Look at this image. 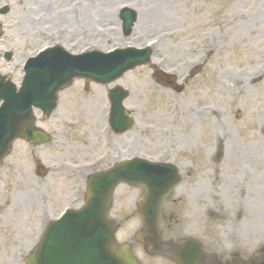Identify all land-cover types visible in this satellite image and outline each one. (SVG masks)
Returning a JSON list of instances; mask_svg holds the SVG:
<instances>
[{"label":"rangeland","instance_id":"374dc122","mask_svg":"<svg viewBox=\"0 0 264 264\" xmlns=\"http://www.w3.org/2000/svg\"><path fill=\"white\" fill-rule=\"evenodd\" d=\"M77 1V8L69 0L64 9L54 10L50 0L35 5L31 0H0V6L11 8L9 15L0 16V71L11 73L19 84L25 60L57 43L79 54L156 42L152 61L105 89L88 83L85 91V82H75L82 91L77 93L80 103H67L72 91L59 94L63 106L50 120L35 112L37 126L53 142L34 147L17 141L11 156L0 163V264H24L47 218H56L78 195H71L68 180L80 192L78 204L71 206L82 207L90 174L137 155L172 163L182 175L165 205V239H196L225 260L259 258L264 249V147L258 138L264 137V80L251 84L259 79L257 69L264 61V0ZM124 8L138 16L129 37L120 21ZM217 37L218 49L205 57L204 50ZM6 52L13 53L12 62L5 61ZM193 61L202 64L191 69ZM160 70L175 75L185 91L177 94L159 84L155 75ZM116 86L129 92L124 106L135 120L129 133L116 138L122 152L104 144L106 103L93 101ZM84 103H89L87 112ZM218 149L224 152L220 162ZM246 158L255 160L249 165ZM38 162L49 172L48 179L35 176ZM141 193L126 184L114 193L109 215L118 228L117 244L130 243L144 264H166L163 256L146 258L134 239L142 228L136 208ZM42 205L55 213L46 217ZM207 208L214 216L206 215Z\"/></svg>","mask_w":264,"mask_h":264},{"label":"water","instance_id":"95a60500","mask_svg":"<svg viewBox=\"0 0 264 264\" xmlns=\"http://www.w3.org/2000/svg\"><path fill=\"white\" fill-rule=\"evenodd\" d=\"M127 13L123 14L125 28L129 29L133 21ZM42 60V59H41ZM148 62V59L141 57L125 58L120 57V61L114 64L115 72L105 74L99 78L93 73L98 70L92 66L86 67L84 71H74L70 74L72 78L65 79L64 74L54 85H50L61 73L54 72L51 67H43L40 63L34 65L27 77L26 85L18 93L32 101L31 95H35V100L29 102L26 110H22L21 102L15 103L9 111L6 126L11 132L10 137L5 136L0 139V160L10 151L11 144L17 138L29 140L34 143H42L47 140V136L34 128V120L31 115L32 105L42 107L52 104L46 111L50 113L57 102L58 91L68 87L74 77H91L103 82H111L126 71L139 64ZM92 71V73H90ZM90 73V74H89ZM63 80V83H60ZM59 86V87H58ZM52 93V95H50ZM123 97V96H121ZM121 97L117 100L120 101ZM125 97V96H124ZM53 99V102L49 99ZM19 100V101H21ZM122 101V100H121ZM24 103L22 105H26ZM44 108V107H43ZM118 112L115 115V122L121 127L118 131H126L132 124L126 120L120 124L124 117L119 106H115ZM6 141V142H5ZM180 181L178 171L175 167L165 164H151L141 160L125 162L107 172L95 175L90 180L89 193L87 195L86 206L72 213L71 217L51 225L35 252L26 260V264H138L131 252L130 247L125 245L119 252L114 248V226L107 219V212L112 202L114 189L122 182L132 185H143L147 189V196L142 201L141 212L145 223V230L153 238L150 241L148 250L152 251V244L158 241L160 236V223L162 221V205L172 194L174 188ZM143 236L138 235L137 239L144 242ZM186 253H183V263L193 264L197 259L201 249L195 244H189ZM264 264V262L262 263Z\"/></svg>","mask_w":264,"mask_h":264},{"label":"bare ground","instance_id":"6f19581e","mask_svg":"<svg viewBox=\"0 0 264 264\" xmlns=\"http://www.w3.org/2000/svg\"><path fill=\"white\" fill-rule=\"evenodd\" d=\"M195 1V0H194ZM186 3H189V1L188 2H186ZM83 18H86L87 19V16H84ZM75 25V23H72V26H74ZM143 26V25H142ZM216 40H219V37H217L216 38ZM215 47V46H214ZM215 48H217V46L215 47ZM216 50V49H215ZM231 93H232V90H231ZM181 114H183V110H181ZM261 125V123L259 124V126ZM259 130H261V127L259 128ZM258 138H259V140L262 142V145H263V147H264V137L263 136H261V135H259L258 136ZM264 149V148H263ZM251 157H255V155L254 154H251ZM257 225L259 224V223H256Z\"/></svg>","mask_w":264,"mask_h":264}]
</instances>
